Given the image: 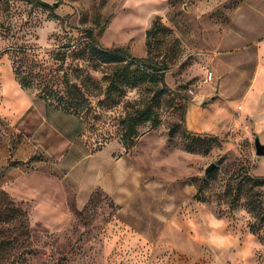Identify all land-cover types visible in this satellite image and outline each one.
Listing matches in <instances>:
<instances>
[{"label":"rangeland","instance_id":"374dc122","mask_svg":"<svg viewBox=\"0 0 264 264\" xmlns=\"http://www.w3.org/2000/svg\"><path fill=\"white\" fill-rule=\"evenodd\" d=\"M47 1L54 9L11 0L6 14L0 0V22H12L7 35L0 29V264H264V226L252 232L250 212L230 205L246 174L264 177L255 146L264 144V86L247 94L264 0ZM152 27V54L167 60L178 103L129 150L117 134L123 103L88 122L22 87L15 71L11 46H30L27 62L48 71L54 50L88 29L143 57ZM191 106L208 111V127L188 128Z\"/></svg>","mask_w":264,"mask_h":264},{"label":"trees","instance_id":"16d2710c","mask_svg":"<svg viewBox=\"0 0 264 264\" xmlns=\"http://www.w3.org/2000/svg\"><path fill=\"white\" fill-rule=\"evenodd\" d=\"M30 1L36 6L54 9L45 0ZM10 7L11 0H3L2 8L6 14ZM11 24V20L7 19L0 22L1 32L7 35ZM153 28L147 31V55L143 57L132 55L123 46H104L91 29L81 39L69 36L66 43L54 50L56 60L48 71H42L43 65L39 62H27L34 61L30 46H11L14 62L19 63L15 64V71L22 87H39V94L47 104L79 115L88 122L99 117L102 111L116 109L123 103L118 115L117 134L126 150H129L137 142L143 126H158L163 107L178 103H175V90L166 81L167 60L152 54ZM66 63L72 64L71 74L64 68ZM60 66L64 68L62 73L58 71ZM89 66L103 73V83L89 73ZM135 88L141 89L142 94L138 98L126 100L128 92ZM174 133L175 128H171L169 135L173 136ZM246 175L245 182L249 186L243 188L244 182L239 181L238 190L231 194L230 205L235 207L242 204L252 215L251 231L259 233L264 226L263 191L260 188L264 185V177Z\"/></svg>","mask_w":264,"mask_h":264},{"label":"crops","instance_id":"0c3cea01","mask_svg":"<svg viewBox=\"0 0 264 264\" xmlns=\"http://www.w3.org/2000/svg\"><path fill=\"white\" fill-rule=\"evenodd\" d=\"M258 52H259L260 62L257 67L256 74L252 80L251 88L247 92V94H249L251 91H254V89L256 88H259V92H260V90L264 86V40L261 41V43L259 44ZM253 97H256V95H254ZM242 107H244V111H246L245 105H243ZM253 109H254V106L251 105L250 109H248V112L252 111ZM207 112L202 111V110L199 111L195 107H192V106L189 107L188 112H187L188 128L190 130L200 131V130H203L205 127H208L210 125V119H209L210 117L208 115L210 114ZM101 170L102 169H98L96 171L99 172Z\"/></svg>","mask_w":264,"mask_h":264},{"label":"water","instance_id":"95a60500","mask_svg":"<svg viewBox=\"0 0 264 264\" xmlns=\"http://www.w3.org/2000/svg\"><path fill=\"white\" fill-rule=\"evenodd\" d=\"M45 1H47V0H45ZM52 5L56 6V2H54ZM255 146H256V153L258 155H264V144L260 141L259 138L256 139ZM215 167H216V164L215 163H211L209 166L206 167L205 174H208L211 171H213Z\"/></svg>","mask_w":264,"mask_h":264},{"label":"built area","instance_id":"2783aa9c","mask_svg":"<svg viewBox=\"0 0 264 264\" xmlns=\"http://www.w3.org/2000/svg\"><path fill=\"white\" fill-rule=\"evenodd\" d=\"M212 76H213V72H208V74H207V79H212Z\"/></svg>","mask_w":264,"mask_h":264}]
</instances>
